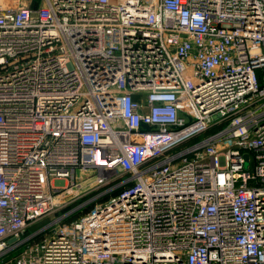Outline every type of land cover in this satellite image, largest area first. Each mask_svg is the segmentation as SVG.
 <instances>
[{
    "label": "built area",
    "instance_id": "2783aa9c",
    "mask_svg": "<svg viewBox=\"0 0 264 264\" xmlns=\"http://www.w3.org/2000/svg\"><path fill=\"white\" fill-rule=\"evenodd\" d=\"M88 170L40 264H264V0H0V258Z\"/></svg>",
    "mask_w": 264,
    "mask_h": 264
},
{
    "label": "rangeland",
    "instance_id": "374dc122",
    "mask_svg": "<svg viewBox=\"0 0 264 264\" xmlns=\"http://www.w3.org/2000/svg\"><path fill=\"white\" fill-rule=\"evenodd\" d=\"M75 179L76 186L71 189L69 186L63 188L61 190V195L55 197L57 205L53 208V211L36 224V226H40L41 224L48 223V227L30 238L29 245L32 247L31 255L33 257V264H40L43 242L53 234L56 226V223L53 221L57 217H62L61 223L69 222L88 211L95 203L106 200L115 192H104L108 184L96 183L95 173L92 170L80 173V177ZM19 250L20 249H17L7 256H5V254L4 257L0 258V264H15V259Z\"/></svg>",
    "mask_w": 264,
    "mask_h": 264
},
{
    "label": "trees",
    "instance_id": "16d2710c",
    "mask_svg": "<svg viewBox=\"0 0 264 264\" xmlns=\"http://www.w3.org/2000/svg\"><path fill=\"white\" fill-rule=\"evenodd\" d=\"M90 209V208H89ZM83 214V213H82ZM39 223V222H38ZM37 224V223H36ZM36 224H33L30 228H28L27 230V234L31 233L29 231L35 232L36 230H38L39 228H41L42 226H44L45 224H41L40 226H36Z\"/></svg>",
    "mask_w": 264,
    "mask_h": 264
},
{
    "label": "water",
    "instance_id": "95a60500",
    "mask_svg": "<svg viewBox=\"0 0 264 264\" xmlns=\"http://www.w3.org/2000/svg\"><path fill=\"white\" fill-rule=\"evenodd\" d=\"M245 157H247V156H245ZM15 240L14 239H11L9 242H14Z\"/></svg>",
    "mask_w": 264,
    "mask_h": 264
}]
</instances>
